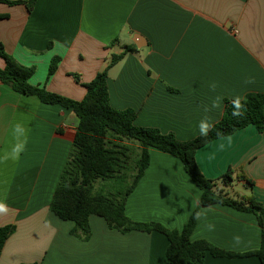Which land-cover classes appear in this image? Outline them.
I'll return each instance as SVG.
<instances>
[{
	"label": "crops",
	"instance_id": "1",
	"mask_svg": "<svg viewBox=\"0 0 264 264\" xmlns=\"http://www.w3.org/2000/svg\"><path fill=\"white\" fill-rule=\"evenodd\" d=\"M0 42L19 63L36 68L33 86L75 101L85 98L84 84L107 67L113 54L132 48L109 71L110 104L134 110L137 126L180 141L199 137L198 123L205 117L218 124L227 101L264 95V0H38L31 10L0 3ZM53 57L61 60L48 79ZM248 78L255 82L245 83ZM217 98L219 107L211 108ZM77 120L71 109L0 82V156L17 143L13 126L25 128L20 138L25 150L18 159L0 163V202L8 207L0 214V227L16 226L0 264H170L168 240L160 232L123 234L91 215L92 234L82 241L71 235L74 223L49 211ZM196 162L210 180L231 169L233 182H218L219 190L234 200L253 196L264 207V132L255 125L201 147ZM239 174L245 178L238 179ZM200 192L179 159L151 148L150 166L125 213L134 222L181 230L198 211L192 241L205 239L240 254L260 248L262 227L252 212L200 206ZM262 222L264 228V215ZM204 264L261 263L251 256L208 255Z\"/></svg>",
	"mask_w": 264,
	"mask_h": 264
},
{
	"label": "trees",
	"instance_id": "2",
	"mask_svg": "<svg viewBox=\"0 0 264 264\" xmlns=\"http://www.w3.org/2000/svg\"><path fill=\"white\" fill-rule=\"evenodd\" d=\"M37 1L0 0V3L10 6L25 4L31 10ZM131 52L133 49L126 47L123 52L113 54L107 67L91 82L84 84L87 89L85 98L75 101L43 87L33 86L30 79L35 75L36 68L19 63L6 52L5 45L0 42V58L5 62V66L0 67V82L22 95L36 97L45 104L71 109L78 119L71 151L61 172L49 211L61 220L74 223L75 228L71 235L82 241L88 240L92 234L89 223L91 215L103 218L110 229L123 234L136 230L146 233L160 232L168 240L166 257L170 264H204L208 255L228 259L251 256L257 257L264 264V207L253 196L234 200L219 190L218 182L224 185L233 182L235 172L231 169L218 180H210L202 174L196 162V153L201 147L233 135L247 126L255 125L256 130L263 133L264 95L249 94L242 101L245 109L241 118L232 116L231 101H227L222 120L214 125L206 138L199 136L189 142L180 141L174 134L137 126V113L134 110L120 111L110 104L109 71ZM60 60V57H53L48 79L56 74ZM72 76L80 83L79 76ZM151 148L182 162L186 174L201 190L200 206L221 205L240 212H252L262 227L260 248L240 254L218 248L205 239L192 241L190 237L197 225L198 211L191 215L181 230H170L159 223L142 224L127 217L125 212L128 198L150 166ZM244 178V175H238V179ZM100 181L104 188L95 193L93 188ZM14 231L15 225L0 227V255Z\"/></svg>",
	"mask_w": 264,
	"mask_h": 264
},
{
	"label": "clouds",
	"instance_id": "3",
	"mask_svg": "<svg viewBox=\"0 0 264 264\" xmlns=\"http://www.w3.org/2000/svg\"><path fill=\"white\" fill-rule=\"evenodd\" d=\"M254 78H248L245 83H254ZM209 88L212 91H215L216 84L211 83L209 85ZM219 107V98L217 100L213 101L211 108H217ZM231 107H232V116L235 118H241L244 115V109L245 105L242 103V98L240 96L235 97L231 100ZM211 108L205 107V111H211ZM214 125L211 122V120L208 117H205L204 119L200 120L198 123V130L199 135L203 138H206L209 134V132L213 129ZM13 136L17 139V143L14 144V146L11 149L10 153H6L4 156H0V163L5 162L7 159H18L20 154L25 150V141L21 140L20 138L25 135V128L22 124L17 123L13 126ZM8 212V207L5 203L0 202V214H6ZM197 218H199V214L197 215ZM211 227V225H209Z\"/></svg>",
	"mask_w": 264,
	"mask_h": 264
},
{
	"label": "rangeland",
	"instance_id": "4",
	"mask_svg": "<svg viewBox=\"0 0 264 264\" xmlns=\"http://www.w3.org/2000/svg\"><path fill=\"white\" fill-rule=\"evenodd\" d=\"M104 184H103V182H98L96 185H95V188H93V191L95 192V193H98V192H101V189H103L104 187Z\"/></svg>",
	"mask_w": 264,
	"mask_h": 264
}]
</instances>
